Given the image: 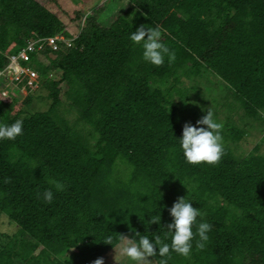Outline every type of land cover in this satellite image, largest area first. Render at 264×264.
<instances>
[{
  "label": "trees",
  "instance_id": "16d2710c",
  "mask_svg": "<svg viewBox=\"0 0 264 264\" xmlns=\"http://www.w3.org/2000/svg\"><path fill=\"white\" fill-rule=\"evenodd\" d=\"M121 1L126 9L102 27L90 12L67 14L56 0H0V69L4 54L26 40L72 38L62 14L76 23L70 46H43L21 64L35 70L47 110L21 117L32 90L24 76L13 84L26 96L0 101V125L23 121L22 135L0 140V213L19 237L1 249L0 264H13V256L21 264H92L120 235L138 241L137 232L171 244L169 209L184 196L201 212L193 232L202 222L212 227L203 250L196 248L197 235L189 257L170 252L167 264H264V149L235 155L223 142L236 143L244 132L224 123L220 162L187 163L183 126L203 125L185 115L176 87L181 77L209 72L246 119L264 124V0ZM141 25L166 30L161 42L175 52L173 63L167 56L159 67L143 59L142 44L130 40ZM52 71L58 81L48 78ZM59 105L90 129L91 142L56 114ZM46 190L51 203L44 201ZM158 215L159 224H149ZM109 236L112 245L103 243ZM151 259L158 264L162 258Z\"/></svg>",
  "mask_w": 264,
  "mask_h": 264
},
{
  "label": "rangeland",
  "instance_id": "374dc122",
  "mask_svg": "<svg viewBox=\"0 0 264 264\" xmlns=\"http://www.w3.org/2000/svg\"><path fill=\"white\" fill-rule=\"evenodd\" d=\"M39 4H45L46 0H35ZM58 5L67 14H71L74 10H80L83 12H90L96 17V21L100 26L106 27L108 24L119 14H121L127 7V3L121 0H56ZM93 7V11H89ZM62 14V13H61ZM63 16V17H62ZM62 21L64 23V31L68 33L72 38L75 36L76 23L74 21L69 22L66 16L62 14ZM80 25H82L80 23ZM69 39V38H68ZM48 58H52L49 55ZM40 60V56L37 57ZM44 64L46 61L43 60ZM35 71V70H33ZM51 80L58 81L59 73L52 71L47 74ZM2 80H0L1 82ZM180 83L176 85L177 89L183 95L185 102V115L188 118H193L195 123L197 120L206 115V111L210 108L213 112V118L216 122L228 123L231 126L238 128L244 132L242 138L232 143L226 140L224 145L232 150L237 156H243L249 153L257 147L258 153H261L264 149V140L262 135L264 133V124L261 122L250 121L243 116L242 111L238 108L237 104L233 101L230 92L224 86V84L214 75L207 72L204 73L198 79H186L179 78ZM40 82V81H39ZM37 85V84H36ZM60 90L59 96L63 100V83L58 85ZM26 96L24 89L17 88L13 82L6 80L0 83V101L4 103L14 100L16 103L21 101ZM172 100L177 104L180 103V99L177 95L173 94ZM50 101L46 97V91L38 86L32 87L30 91L29 103L22 107L21 117L34 112L45 111L49 107ZM56 114L67 121L70 125H76L80 133L91 142L94 138L90 132V129L77 122L75 113L72 109L67 108L65 105H59ZM194 114V116H193ZM186 121V119H185ZM224 132V130H223ZM121 171L124 172V166H120ZM18 230L16 226L10 223L6 217L0 213V251L5 246L11 245V241L18 239ZM120 241L114 246L108 253L102 256L104 264H135L129 258L120 254ZM151 259V258H149ZM13 264H21L19 258L13 256ZM153 261V260H152ZM154 264V262H153Z\"/></svg>",
  "mask_w": 264,
  "mask_h": 264
},
{
  "label": "clouds",
  "instance_id": "9594fccd",
  "mask_svg": "<svg viewBox=\"0 0 264 264\" xmlns=\"http://www.w3.org/2000/svg\"><path fill=\"white\" fill-rule=\"evenodd\" d=\"M166 32L161 26L145 27L141 25L132 32L130 40L143 47V59L150 62L154 66H162L165 56L168 57L169 63H173L176 59L175 52L170 51L168 47L161 42L162 35ZM146 37V38H145ZM197 125L203 127L192 126L185 123L182 130V138L179 139L180 147L183 151L185 160L191 165H199L206 163L208 165H216L220 162L224 150L222 144L221 130L222 123H218L213 118V112L209 108L206 115L196 121ZM23 134V121L16 120L11 125H0V140H15L17 136ZM10 178L5 179V183H9ZM58 191H63L65 186L59 181L53 182ZM185 197V196H184ZM184 197L177 198L176 202L169 209L172 217V223L166 226V236H171V244L161 240L159 235L150 240L148 236L135 233L136 239L126 235H120L122 241L120 245V254L134 261L135 264H153L152 257L159 255L162 259L158 264H167L171 258L170 252L178 255L189 257L192 249V241L198 235L199 240L196 242V248L203 250L205 243L209 237L207 233L211 231V225L207 222L199 223L196 232H193V226L196 224V218L201 212L192 206L190 201H186ZM46 203H51L53 193L46 190L43 193ZM160 215L149 220V224H159ZM103 243L112 245V237H107ZM159 246V247H158ZM158 249V252H157ZM92 264H104L103 258L95 259Z\"/></svg>",
  "mask_w": 264,
  "mask_h": 264
},
{
  "label": "built area",
  "instance_id": "2783aa9c",
  "mask_svg": "<svg viewBox=\"0 0 264 264\" xmlns=\"http://www.w3.org/2000/svg\"><path fill=\"white\" fill-rule=\"evenodd\" d=\"M72 38L62 35H55L47 38H35L26 40L24 46L14 54H4L7 60L6 66L0 69V80L8 78L11 82L19 81L22 76L26 78V85L35 87L37 83L36 72L28 66H21L29 60L30 54L38 53L43 46L49 47L52 51L57 49L58 43L65 46L71 45Z\"/></svg>",
  "mask_w": 264,
  "mask_h": 264
}]
</instances>
